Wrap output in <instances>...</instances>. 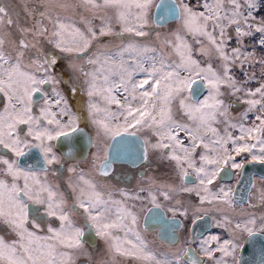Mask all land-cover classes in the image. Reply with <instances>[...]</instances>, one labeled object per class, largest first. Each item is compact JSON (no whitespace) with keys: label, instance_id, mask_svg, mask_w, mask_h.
I'll list each match as a JSON object with an SVG mask.
<instances>
[{"label":"snow or ice","instance_id":"6c2138e0","mask_svg":"<svg viewBox=\"0 0 264 264\" xmlns=\"http://www.w3.org/2000/svg\"><path fill=\"white\" fill-rule=\"evenodd\" d=\"M174 4L181 27L163 35L161 22L151 13L153 0H0V149L11 154H0V224L16 236L11 242L0 237V264H76L77 257L86 254L85 229L73 219L80 215L77 208L83 210L85 225L107 246V258L99 264H245L238 253L244 247L240 235L264 236V212L257 216L245 209L244 218L234 225L229 212L236 206V187L253 184L244 179L245 164L264 165V55L242 51L245 38L254 39L253 47L264 48V16L257 19L264 0H196L194 4L174 0ZM77 9L82 10L78 21L72 19ZM93 20L100 21L98 31ZM233 32L236 46L231 47ZM185 36L192 37L191 44ZM102 37L119 39L120 43L97 47ZM45 39L67 54V70L84 79L88 120L96 129L97 152L89 162V171H78V166L67 169L69 186L77 193L74 205L67 204L48 176L55 166L62 167L68 159L82 154L85 136L89 145L93 138L56 87L60 84L56 75L60 62L41 51ZM93 48L96 51L85 63L99 67L88 72L84 65H77L75 57ZM33 54L36 59L31 58ZM256 65L259 78L254 70L249 71ZM237 66L245 79L235 75ZM253 80L257 87L248 86ZM197 81L208 91L203 99L195 98ZM46 85L53 86L54 101ZM68 91L75 93L79 88L73 83ZM226 96L243 97L241 102L248 107L241 122H230ZM101 102L106 106L101 108ZM248 113L254 118L245 124ZM177 116L180 119L174 118ZM184 117L192 124L181 122ZM220 124L224 125L223 135L213 126ZM142 129L150 130L151 138L143 140L137 158L147 160L150 151L159 152L162 159L174 162L180 181L195 176L192 187L150 184L153 205L160 207L157 195L171 200L177 191L195 192L201 204H215L221 212L214 226L225 228L228 239L193 236L194 229H188L185 246L177 247L175 233L180 226L169 225L170 232L165 230L161 238L176 250L158 249L138 230L135 205L128 203L142 200L144 188L135 194L117 189L122 199L116 200L111 186L99 183L97 173L109 177L119 155L110 156L103 144L111 146L116 137L136 136ZM230 129H238L240 134L234 135ZM61 138L67 143L57 148L53 142ZM29 149H39L42 159L24 167L21 157ZM242 153L247 156L237 162ZM229 167L234 170L235 185L217 186L218 178ZM153 188L157 195H152ZM176 204L172 220L176 212L187 216L186 210L179 211L182 202L177 200ZM30 205L38 207L31 209ZM259 205L264 208V189L259 193ZM41 209L60 221L59 229L48 226L47 236L36 234L43 223L38 215ZM206 214L197 211L191 224L197 225Z\"/></svg>","mask_w":264,"mask_h":264},{"label":"flooded vegetation","instance_id":"af4514ba","mask_svg":"<svg viewBox=\"0 0 264 264\" xmlns=\"http://www.w3.org/2000/svg\"><path fill=\"white\" fill-rule=\"evenodd\" d=\"M157 1V0H156ZM155 1V3H156ZM154 3V6H155ZM154 8V7H153ZM153 11V9H152ZM151 11V13H152ZM82 12L81 9H77V14L72 17L74 20H79V13ZM55 15V13H54ZM63 15H68V13H62ZM21 20H23V14L20 16ZM93 24H97L96 20L92 21ZM114 23V21H113ZM77 27H82L79 23L76 24ZM97 25L96 30L98 31ZM116 30H119V25H116ZM140 39V38H137ZM115 41H120L119 39ZM126 41V39H125ZM49 42V41H48ZM114 43L111 37H102L99 41V45H104L105 43ZM50 43V42H49ZM98 47V45H97ZM53 51L51 49H44V53H47L49 57L55 56L57 60L60 62L59 67L56 69V75L57 78L60 80V84L56 85L57 89L61 91L65 97L69 101V105L74 113H76L80 117V124L87 125L86 131H88L89 135L93 138V144L89 145L88 143V137L85 136L83 138V145H82V154H78L75 159H68V163L64 164L62 167L57 165L54 168L51 169L49 173V177L52 179L59 178V184L62 188V191L67 193L68 196H73L75 200L71 202L70 205H74L76 202V196L77 193L73 192V189L69 186V173L67 172L68 167L72 166H78V171L82 170L83 172L87 173L91 167V164L89 163L92 159V155L97 152L96 147L94 146L95 142V136H96V129L91 124L90 120H88V113L84 107L85 101L87 99V95L84 91L83 83L80 79H77V77L73 76L72 73L67 70V65L69 64V60L66 58L67 54L60 53L59 58L55 54V48L53 46ZM96 51V48H93L90 50L88 54H80V56L75 57V61H82L79 65H84L85 71L91 72L94 70V68L99 67V65H88L85 63V61L88 59V56L91 54V52ZM32 59H36L35 54L32 55ZM75 83L77 87L79 88L78 92L75 93H69L68 89L72 87V84ZM52 85H46L45 88L47 89L51 99L54 101L57 99L55 94L52 92ZM207 89H205L206 92ZM204 92V93H205ZM204 95V94H203ZM233 104H235L233 106ZM244 103L241 101L232 100L229 104L230 108L238 109L243 107ZM0 108H2V104H0ZM55 109V107L53 108ZM66 119V118H65ZM26 131V126H21ZM141 136V138L144 140L146 138H150V136L145 135L144 132L141 130L137 132ZM223 135V134H222ZM153 142L155 140L153 139ZM57 145V141H54ZM103 147L107 148L109 147L108 143H104ZM57 148H59L57 146ZM85 150V151H84ZM31 151V156L36 158L37 161L41 160L39 149H29L27 150ZM165 152L168 151V149L164 150ZM0 154H7L11 155L10 153H6V150L0 149ZM57 154L59 155L60 152L58 151ZM247 156L246 153H242L240 156H238L237 162H241L244 157ZM150 159L143 160L140 164L137 166H131L124 162H115L113 164V169L110 172L109 177H100L97 173V179L99 183L101 184H107L111 186V191L113 192V198L116 200H121L122 197L119 194V191L117 189H124L132 194H135L140 191V188L143 187L144 191L140 192V195L143 197L142 200L135 201V203H132L135 205V213L138 218V224H139V231L142 233V235L146 238H149V241L155 242L157 246L161 245L166 250H173L176 249L171 248L170 243L166 242L165 240L160 239V234H162L163 231H161V226H155L154 228H151L150 230H147L144 227V219L145 215L149 208H155L153 205V202L151 200V197L149 195V185L155 183L156 185H161V180L159 179L158 174L162 172V168L165 165L169 163L168 160L162 161L159 160L160 154L159 152H149ZM248 159L250 160L251 157L249 156ZM168 162V163H167ZM99 161H97V164ZM163 163V164H162ZM250 164V167L247 168L246 171L243 169L244 173V179L245 180H251L253 184L248 183H242L241 185L237 186V188L240 189V192H238L237 198H236V206H234V210L229 209L230 215L233 219V225L239 220L244 218V210L247 209L249 212H255L257 216H259L262 212H264V208H261L259 205V193L262 189H264V165L257 164V163H246ZM245 164V165H246ZM245 167V166H244ZM38 170V169H37ZM172 174H174L177 178V184H185L188 187H192L195 183V176L186 177L184 181H180L178 179V174L174 166L173 162V168ZM234 170H232L230 167L225 169V171L221 174V176L218 178V185H235V177L232 174ZM68 174V175H67ZM22 184V181H21ZM254 185V187H253ZM211 187V186H209ZM155 188H153L152 195H156L157 193H153ZM215 190V189H213ZM249 192L252 193L251 196H249ZM183 193V192H182ZM185 201H183L182 205L183 207H180L179 211H187V216H181L179 212L175 213V219L172 220L171 218L174 215L173 209L178 207L176 203H172L171 206L165 204L164 202L157 201L160 204V209L163 210L165 216L171 221L170 225L175 226L179 225L180 227L175 233V239L177 241V247H183L185 246V242L189 239V231L188 229H194V225L191 224V219L194 218V213L199 211V214L204 215L205 212L207 213L205 215V218L202 220V226L204 228H197L194 229V232L192 233L193 236H200V237H207L209 235H219L222 239H228L229 238V232L225 228L221 227H215V223L217 220L221 218V212L216 210L215 204H208L205 202L204 204L200 203L199 197L196 196L195 192L192 193H185ZM67 198V197H66ZM107 198V197H105ZM73 199V198H72ZM149 200V201H148ZM131 200L128 201V203ZM131 205V203H129ZM249 204H256V208H249ZM38 207L37 205H30L31 209H35ZM160 210V211H161ZM76 211L80 214H82V209H76ZM39 219L41 221H44L45 223L50 220L49 216L44 214L43 209H41V212L38 214ZM156 217H159L157 215ZM51 218H54L51 217ZM52 220V219H51ZM50 220V221H51ZM82 225L84 229H86L88 226L85 225V220L82 221ZM30 227V225H28ZM170 232V228L167 229ZM94 231V230H93ZM95 233V232H94ZM120 235H123V233H120ZM96 240V246L95 249H91L92 252H95L98 248V241L99 237H97ZM241 241L244 243V247L241 249H238V253L242 257L245 264H261L262 259H264V236L256 235L254 237L246 238V234H242L239 237ZM147 240V239H146ZM87 243V242H86ZM89 246V244L87 243ZM162 247V248H163ZM195 247V245H194ZM158 248V247H157ZM219 255V254H217ZM84 262V264H89L86 260L81 261Z\"/></svg>","mask_w":264,"mask_h":264},{"label":"rangeland","instance_id":"374dc122","mask_svg":"<svg viewBox=\"0 0 264 264\" xmlns=\"http://www.w3.org/2000/svg\"><path fill=\"white\" fill-rule=\"evenodd\" d=\"M155 1L156 0H153L152 9L154 7ZM185 2H190V3H193L194 4L196 2V0H185ZM152 9H151V11H152ZM43 10L44 9L41 7L40 8V11H43ZM258 12H259V15L257 16V19H259L260 16H264V8H259L258 9ZM37 16H38V13H37ZM96 22H97V24H95L96 26L100 24V21L99 20H96ZM44 23L48 25L49 29H51L52 26H51L50 23H48L47 20H45ZM181 24H182V21L180 19H178L176 21H172V22L168 23L166 26L164 25L162 27V34L163 35H170L171 33L177 32V30L180 29ZM157 31H161V28L160 27H157ZM153 35H155V34H153ZM232 35H233V39L231 41H229V45L231 47H234V46H236L235 45V33L233 32ZM66 39L68 41H71L72 37L70 35H66ZM185 39L190 44L192 43V37L191 36H185ZM124 42L126 43L127 40L124 41ZM103 43H105V42H103ZM114 43L115 44H119L120 41H114ZM105 44H110V43H105ZM253 44H254V39L253 38H245V44H244V47H243L242 51H244V52H255L257 56L264 55V48H260L258 45L255 46V47H253ZM97 45H98V47H100L99 43ZM53 46L54 45L52 43H49L47 39L42 40L41 51L42 52H45V50L43 51V48L44 49H51V51H53L54 50L53 49ZM195 47H199V45H195ZM113 51H115V49H113ZM55 54L59 58L60 52H59L58 49H55ZM125 59H127V55H125ZM214 60H215V58H214ZM26 62H27V60H26ZM75 62L77 63V65H79L80 62H82V61H80V62L75 61ZM245 67H247V65H245ZM253 70L256 72L257 78H259V73H260L259 65H256L254 69H249V71H253ZM234 73L240 79H245L246 78L245 75H244V72L241 71V69H240L239 66H237L234 69ZM79 79L82 81V83H83L82 85H83L84 91H85L86 85L84 84V79L83 78H79ZM248 86L254 88V87H257L258 86V83H257L256 80H253V81H251L249 83ZM85 93H86V91H85ZM206 95H208V91L207 90L204 93V95H202L199 99H203L204 96H206ZM242 99H243V97H240L238 99L236 96H226V97H224V102H225V104L229 105L232 100L241 101ZM88 100H89V98L87 96V99H86L85 104H84V107H85L87 113H88V110H87ZM105 106L106 105L103 102L100 103V107L101 108H103ZM247 107L248 106L246 104H244L243 107L238 108V109H236V108L233 109V108H230V106H229L228 111H229L230 116L232 117V119H231L230 122L231 123H239V122H241L240 121V118H241L242 114L246 111ZM111 108H112V110H115V105H112ZM101 115H103V113H101ZM174 118L180 119L179 116L174 117ZM253 118H254V114L253 113H248V119L246 121H244V123L245 124H250V122H251V120ZM181 122H186L189 125L192 124V121H189L187 119V117H184ZM213 126L214 127H217L218 130H220L221 135L224 134L223 133V127H224V125L220 124V125H213ZM141 131L144 132L145 135L150 136V138H151L150 130H148V129H142ZM230 131L233 132V134L234 135H237V136L240 134L239 131H238V129H230ZM181 137L186 140V137H184L183 133H181ZM159 160L164 161V159H162V158H159ZM172 168H173V162H169L167 165L164 164V166L162 168V172L158 174L159 179L161 180V185L162 184H169V185L177 184V178H176V176L174 174H172V170H171ZM57 179L59 180V178H56V179L53 178L52 179L51 177L48 176L49 182L51 184H53V185L58 186L59 192H61V193L64 194V198L67 201V204L70 205L71 202H73L75 200V198L73 196H71V198H70V196H68L67 193H65L64 191H62V188L60 187L59 181ZM153 193H156V190H154ZM173 197L174 198L171 199V200H165L162 196L157 195V201L164 202V203L166 202L167 205L171 206L172 203H176L177 200H179V201H181L183 203V201H185L186 194L177 191L176 193L173 194ZM129 203L132 204V203H135V201H130ZM49 218H50V220L51 219L52 220L51 221L48 220V222H46V223L43 221L41 228L38 229V230H36V234L37 235H39V236H47V235H50V233H48V231H47L49 225H51L53 228L59 229V227H60V221L56 217H54V218L49 217ZM73 219L75 220L77 226H83L82 225V221L84 220L83 212L80 215L74 216ZM30 230H31V228H30ZM0 237H3L6 241H9V242H11L12 240L16 239L15 233H13L7 226H5L3 224H0ZM146 239H147V241L151 245L152 242L149 241V238H146ZM95 246H96V244H95ZM95 246L94 247H92L90 245L88 246L87 243L85 242L86 254L79 255L77 257L76 264H82L84 262H81V261H85V260L89 264H90V262H91V264H99V262L101 260L106 259L107 258V256H106L107 246H106L105 242L102 239L99 238L98 245H97L98 248L96 249L95 252H92L91 249H95ZM157 247H158V249H163L164 251H168V250H166L161 245H159ZM118 259H120V258H118Z\"/></svg>","mask_w":264,"mask_h":264},{"label":"water","instance_id":"95a60500","mask_svg":"<svg viewBox=\"0 0 264 264\" xmlns=\"http://www.w3.org/2000/svg\"><path fill=\"white\" fill-rule=\"evenodd\" d=\"M152 15L157 21L161 22L162 26L179 19L175 12L174 0H157L153 8ZM194 89L196 92L195 98L199 99L204 94L206 88L204 87V84L202 82L197 81V83L194 85ZM234 105L235 104H233V106ZM66 143L67 141L64 138H61V140L57 141V146L60 148ZM142 143L143 139L139 134H137L136 136L123 135L122 137H116L115 140L111 141V146L108 147V152L110 156L113 157H116L117 153L119 154L118 158L115 159V162H124L131 166H137L144 160L142 157L137 158ZM64 150L66 151L67 149L65 148ZM21 162L22 166L27 167V165L29 164L36 165L37 159L31 156V151H28L24 157H21ZM249 167L250 164H246L244 167V171H246ZM238 192H240L239 188L236 189V198ZM160 210L161 209L157 207L148 209L144 219V227L147 230H150L155 226H161V231L163 232L162 234H160V236L164 237L165 230L169 229L171 221L165 216L163 210ZM157 215H159V217H156ZM154 218H159V220L164 223H157ZM202 223V220L198 221L197 225H194V229L204 228L202 226ZM161 237L160 239H162ZM84 239L85 242H87L90 246H95L97 238L93 229L89 226L85 229ZM162 240L166 241V239Z\"/></svg>","mask_w":264,"mask_h":264},{"label":"bare ground","instance_id":"6f19581e","mask_svg":"<svg viewBox=\"0 0 264 264\" xmlns=\"http://www.w3.org/2000/svg\"><path fill=\"white\" fill-rule=\"evenodd\" d=\"M169 23H170V22H169ZM167 24H168V23H167ZM167 24H166V25H167ZM166 25H165V26H166ZM162 27H163V26H162Z\"/></svg>","mask_w":264,"mask_h":264}]
</instances>
